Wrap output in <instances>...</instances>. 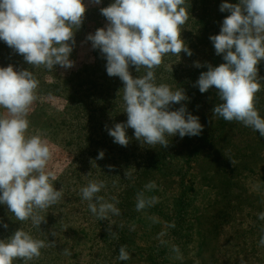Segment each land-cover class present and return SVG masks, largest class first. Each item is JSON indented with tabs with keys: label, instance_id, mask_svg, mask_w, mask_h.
Returning a JSON list of instances; mask_svg holds the SVG:
<instances>
[{
	"label": "clouds",
	"instance_id": "1",
	"mask_svg": "<svg viewBox=\"0 0 264 264\" xmlns=\"http://www.w3.org/2000/svg\"><path fill=\"white\" fill-rule=\"evenodd\" d=\"M91 3L99 5L102 0ZM184 3L185 0H112L100 9L108 24L90 33L86 40L104 56L107 74L119 77L124 84L122 99L127 121L106 129L114 143L128 145V128L143 144L165 148L169 144L167 137H194L202 132L199 117L188 112L185 105L170 110L172 105L188 99L183 90L157 84L154 73L166 54L179 55L183 51L192 55L180 38L181 26L188 19ZM219 10L230 15L223 19L219 34L209 40L215 54H223L225 63L205 65L208 70L201 72L195 86L200 93L213 86L219 90L222 103L212 109L214 115L241 122L264 138V118L254 105L260 80L264 79L257 75V65L264 60V0H238L236 4L223 0ZM85 11L83 0H0V41L34 67L49 71L57 65L71 68L74 33ZM130 65L136 71L143 67L145 74L133 78ZM194 66L202 67L199 62ZM38 85L29 70L16 71L12 65L0 67V109L5 110L0 113V205H6L18 221L30 220L37 227L44 221L39 212L62 196V190L52 183L56 176L46 170L52 154L49 143L40 134L26 135ZM103 157L104 152H99L97 159ZM155 187L154 182L145 185L148 190ZM103 188V181L93 180L80 190L90 212L100 220L120 214L115 203L98 195ZM136 199L137 211L156 202L155 197H146L143 192ZM258 218L264 220V212ZM0 227L7 229L8 225L0 220ZM108 231L115 235L111 229ZM259 244L264 246V235ZM43 247V240L19 228L0 239V264L38 258ZM172 251L181 258L178 246L173 245ZM118 259H130L125 246L120 247Z\"/></svg>",
	"mask_w": 264,
	"mask_h": 264
},
{
	"label": "rangeland",
	"instance_id": "2",
	"mask_svg": "<svg viewBox=\"0 0 264 264\" xmlns=\"http://www.w3.org/2000/svg\"><path fill=\"white\" fill-rule=\"evenodd\" d=\"M188 1L184 3L186 9L190 5ZM83 2L86 11L82 24L74 33L75 45L70 55L74 64L71 68L57 65L49 71L42 66L34 67L0 41V67L12 65L16 71L29 70L39 81L37 99L28 114L26 135L40 134L49 143L52 154L46 170L56 176L53 186L62 190L60 200L39 212L44 218L39 227L30 220L18 221L6 205H0V220L12 233L21 228L33 238L43 240L45 247L40 250V257L54 252L53 257L61 259V264H111L116 258L113 240L110 239L114 236L108 229L115 234L118 229L119 233L130 231L134 233V250L127 263L149 264L148 247L160 241V233H164L165 226L159 216H149L137 224L136 220L131 221L128 225L120 215L119 218L118 215L113 216L114 220L110 215L101 221L90 212L88 202L80 194L81 188L89 182L86 177L95 176L91 168L96 160L91 153L97 159L98 153L104 152V157L97 159L96 165L109 167L114 164L118 170L120 161H123L120 167L129 166V176H133L135 167L132 164L145 157L150 146L128 133L131 128L126 130L129 137L127 146L113 140L107 142L108 138H105L107 128L127 121L122 99L124 84L119 77L107 74L104 56L99 49L92 48L86 37L108 24L100 9L109 6L112 0H102L99 5L91 3V0ZM187 29V26H181L180 38L184 43ZM194 61L183 51L179 55L169 53L154 69L157 84H167L172 90L182 89L188 98L172 105L171 110H176L181 104H189L194 97L188 92L184 77L189 63ZM84 69L88 73L79 74ZM129 72L136 78L143 76L146 69L141 67L135 74L130 65ZM97 98L102 99V103L81 112L83 104ZM4 112L0 109V113ZM99 132L101 134L94 143L99 142L101 146L87 145L90 137H97ZM134 142L139 149H130ZM253 154L244 162H235L236 156L228 150L222 154L220 150L207 149L195 156L197 172L193 179L190 175L193 170L182 171L186 177V186L183 187L191 189L188 197L193 204L186 236L191 235V239L185 249L184 244L180 250L181 258L172 251L174 255L164 264H264V246L259 244L260 237L264 235V220L258 218L259 213L264 212V138ZM124 157L126 159L123 160ZM121 172L124 173L123 170ZM156 179V187L148 191L153 193L155 204L165 214L172 196L183 190L176 184V178L168 174L160 173ZM98 195L110 202L118 197L119 191L110 196L103 188ZM7 229L0 227V239H5L2 236ZM103 242L111 245L105 249Z\"/></svg>",
	"mask_w": 264,
	"mask_h": 264
},
{
	"label": "trees",
	"instance_id": "3",
	"mask_svg": "<svg viewBox=\"0 0 264 264\" xmlns=\"http://www.w3.org/2000/svg\"><path fill=\"white\" fill-rule=\"evenodd\" d=\"M190 5L186 11L188 12V19L182 26H187L185 44L191 50L192 55L189 59H195L194 62H199L202 67H195L194 62H190L184 77L186 78L187 90L193 94V99L189 104H184L187 111L194 116L199 117V122L203 125V130L198 136L180 138L178 135L174 137H167L168 146L165 148L159 144L150 145L148 152L145 157L137 160L132 164L135 167V173L133 176H129L130 167H120L123 165V161H120L119 169L113 166L105 167L101 164L96 165V155L91 153L96 161H93V167L91 171L95 176H87L88 181H103L104 188L108 191L110 196H113L115 191H119L118 197H114L113 202L116 200V207L120 210V216L124 220V223L128 225L131 221L136 220L137 223L143 222L149 216H154L161 219L165 228L163 229L164 235L161 236L160 241L153 242L148 247V261L149 264H164L165 261L172 258V246H178L179 250L184 249L188 245L191 235L188 237L187 228L189 229V217L192 213L193 204L189 202L188 193L191 192L190 188L185 189L186 177L183 174L193 170L191 179L194 178V173L197 172L195 166V156L207 149H217L223 154L226 150L232 152L236 156V161H246L251 158L254 149H258L261 145L262 137L259 136L257 131L244 126L241 122L237 121H226L218 115H214L212 109L220 101L218 96V89L214 86L211 87L207 92L200 93L195 82L198 80L201 72H206L208 69L205 65H211L212 67L219 66L225 63L222 59V55H216L214 47L209 40L212 35L219 34L220 27L223 19L230 15L228 12H221L220 5L223 0H189ZM230 4L238 3V0H227ZM189 61V60H188ZM258 77L264 78V61L262 60L258 65ZM132 71L138 74L136 67L131 65ZM87 72L84 69L83 74ZM88 73V72H87ZM78 77V76H77ZM174 76L172 77V79ZM260 90L255 94L254 105L258 110L260 116L264 118V79L260 80ZM93 85V83H92ZM102 103V99H93L88 103H85L81 107V112H86L93 106H98ZM171 110V109H170ZM128 133L134 134V130L131 129ZM101 134L99 132L97 137L94 135L90 137L87 145L91 143L95 146H101L99 142L94 143ZM105 138L107 142L112 141L113 138L106 133ZM128 136V135H127ZM106 142V143H107ZM234 142H237L234 144ZM134 142L130 144V149H139L140 147L135 145ZM89 146L85 147L88 148ZM128 147V148H129ZM127 148V149H128ZM249 150V151H248ZM229 153V152H228ZM126 159L125 157L123 160ZM127 164V163H126ZM97 166V167H95ZM124 171L122 173L121 171ZM128 170V171H127ZM160 173L168 174L169 177L176 178L175 182L180 189L183 190L176 196H172L169 201V210L162 212L157 204H152L150 207H146L140 211L136 210L137 194L143 192L146 197H152L153 193L145 189V185L149 182L157 183ZM82 183H80L81 185ZM184 186V187H183ZM118 215V218H119ZM112 220L113 215H112ZM102 221V220H101ZM100 221V222H101ZM110 223V221H108ZM170 224H174V227H169ZM13 227V226H12ZM105 230V227H103ZM126 230V229H125ZM13 233L8 229L3 238H8ZM134 233L130 231L118 232L114 237H110L113 240V254L115 255V261L111 264H128V261H120L118 259L119 249L121 246H125L126 251L130 254L134 248L132 247V235ZM106 235V234H105ZM102 238V237H100ZM163 241V242H162ZM105 249L108 247L106 242H103ZM111 245V244H110ZM109 245V246H110ZM111 248V247H109ZM54 252L44 253L43 257L33 258L29 261L22 259H16L13 264H61V259L54 258ZM99 264V263H97ZM108 264V263H105Z\"/></svg>",
	"mask_w": 264,
	"mask_h": 264
}]
</instances>
